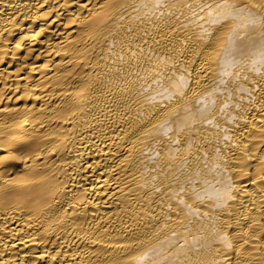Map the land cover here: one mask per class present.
Listing matches in <instances>:
<instances>
[{
	"label": "bare ground",
	"instance_id": "obj_1",
	"mask_svg": "<svg viewBox=\"0 0 264 264\" xmlns=\"http://www.w3.org/2000/svg\"><path fill=\"white\" fill-rule=\"evenodd\" d=\"M0 264H264V0H0Z\"/></svg>",
	"mask_w": 264,
	"mask_h": 264
}]
</instances>
